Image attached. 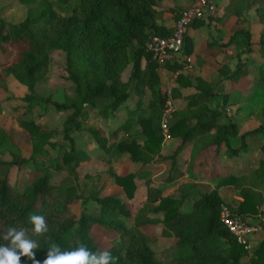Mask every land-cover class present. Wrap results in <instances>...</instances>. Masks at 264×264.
Returning <instances> with one entry per match:
<instances>
[{"label":"trees","instance_id":"16d2710c","mask_svg":"<svg viewBox=\"0 0 264 264\" xmlns=\"http://www.w3.org/2000/svg\"><path fill=\"white\" fill-rule=\"evenodd\" d=\"M19 1L26 5L22 20L13 23L0 17V87L7 89L9 75L24 84L28 92L21 99L26 103V113L39 103L67 111L61 122L62 137L67 144L59 145L62 150L54 169L77 176V166L90 155L76 146L72 131L83 128L92 115L113 114L131 97H134L135 107L127 108L125 121L115 126L109 136L97 125L89 124L86 129L100 148L99 157L106 163L115 150L127 151L132 160L151 161L165 137L161 118L168 98V92L159 88L158 67L162 65L175 71L185 63L180 57L159 63L147 49L151 34L165 36L172 32V26L157 20V0ZM230 1L236 5L233 9L236 25L244 22L238 3L253 6L264 25V0ZM166 10L173 12L175 20L181 11L172 6ZM214 16L211 14L210 18ZM203 21V18H197L191 25L198 26ZM241 43L246 45L245 50H251V31L243 26L235 28L227 41L217 44L223 47ZM259 45L264 50V38ZM54 49L63 52L66 78L71 83V90L60 101L50 95L41 96L35 90L36 84L46 76ZM192 50V40L185 34L182 53L190 54ZM128 64H131L128 77L122 80L120 74ZM258 70L259 79L264 82V65ZM246 73V63L240 60L234 68L222 64L217 69L221 79L235 81ZM176 80L194 86L195 90L186 95L185 106L173 109L169 115L167 133L179 136L180 143L169 155L170 168L165 180H172L182 173L176 164V155L188 140L194 139L197 150L193 153L207 149L216 154L221 146H225L229 155L238 151V147L230 143V138L238 133L237 124L230 120L223 122L222 107L208 103L216 94H222V102H225L226 92L220 80L195 76L193 84L188 75L181 72ZM148 90L150 94L143 106ZM178 93L173 88V96ZM261 116L262 121L256 127L239 135L240 147H245V138L250 133L264 136V106ZM18 125L31 145V154L28 158L23 156L11 135L0 128V153L9 152L12 157L8 161L0 159V164L19 166L31 160L34 167L22 191L14 190L6 172L0 173V247L11 243L3 236L12 227L27 230L28 238L38 246L33 251L41 264L53 244L69 252L81 245L93 253L108 251L118 257L117 264H244L249 250L221 223L219 206L223 200L216 189L201 194L189 211H180L182 198L194 187L193 183L182 185L180 198L162 195L160 188L146 179V200L135 211L133 224L128 225L124 217L133 213V207L117 193L102 195L100 182L91 181L88 194L82 196L79 184L63 186L61 182H53L49 165L37 163L36 158L47 152L46 145L53 144L50 137L58 132L57 127L39 124L30 116H20ZM119 131L122 136L118 138ZM259 147L264 152V140ZM105 171L128 196L131 195L135 173L117 174L111 168ZM146 172L142 173L145 175ZM255 173L258 177L264 176V158L259 160ZM229 180L224 178L219 182ZM241 193L243 200L233 210L243 217L257 213L261 194L248 189ZM78 198L81 199V211L76 215L71 203ZM88 200L97 203L95 211H87ZM157 211H163L162 219L150 216ZM30 215L44 216L48 231L43 235L34 234ZM157 222L163 224L162 235L174 237L173 253L168 258L157 256L148 244V236L137 228ZM98 229L106 230L110 236L111 242L105 247L96 239ZM25 262L32 264L27 257H22L21 264ZM247 262L264 264V238L252 249Z\"/></svg>","mask_w":264,"mask_h":264},{"label":"rangeland","instance_id":"374dc122","mask_svg":"<svg viewBox=\"0 0 264 264\" xmlns=\"http://www.w3.org/2000/svg\"><path fill=\"white\" fill-rule=\"evenodd\" d=\"M188 6L193 2V0H187ZM215 4V9L211 14L215 16L213 18L207 17L203 18L204 21L211 22L214 31H217L216 40H210L201 47V50H205L207 54H210L209 63H204V57L198 56L193 58L192 67L183 74H187L188 78L192 80V76L196 75L200 70L206 73L207 76L212 81L221 80V76L217 74L216 70L222 64H227L230 68H234L238 60L246 63L248 68V73L243 75L239 80L234 81L231 78H224L225 80V92L227 97L223 106L222 94L213 97L212 106H221L225 117L236 120L238 116H251L248 122L255 124L257 121L261 120V109L264 106V82L259 79L258 70L264 65V50L260 48V41L264 38V25L259 21L254 7H245L243 4L238 3L240 8V14L244 18L242 25L235 24L236 15L234 14L235 3H231L230 0H212ZM234 2V1H233ZM170 3H160V0L156 2L157 5V20L163 19L164 11ZM183 9L177 4L170 5V7ZM234 9V10H233ZM26 14V5L21 3L19 0H0V17L8 22H18L24 18ZM162 22V21H159ZM238 26H243L251 31V50H245V44H230L227 46L219 47L217 43L227 41L230 37L231 32ZM214 39L213 36H210ZM213 54H212V53ZM222 56V57H221ZM203 63V64H202ZM65 59L62 51L54 49L51 51V62L46 73V76L42 81H40L35 86L36 92L41 96L50 95L53 99L63 100V96L66 92L71 90V83L66 78V71L64 68ZM203 68V70L201 68ZM199 68V69H198ZM174 77L177 74L173 73ZM172 73L166 75L165 79L160 84L161 91L172 92L173 84L178 86L186 87L187 85L181 84L178 80L172 81ZM122 80H126L127 71L123 70L120 74ZM191 76V77H190ZM176 79V77H175ZM192 83L194 81L192 80ZM190 88V86H188ZM186 87L185 90L188 89ZM27 88L24 84L20 83L13 76L9 75L7 78V89L0 87V128L7 131L12 139L14 145L17 147L19 152L25 156L29 157L31 154V145L26 140L25 132L18 125V118L20 116H30L37 123L46 125L49 128L57 127L58 132L50 137L53 144H47V152L36 158L37 163L48 164L52 172V181L55 183H60L64 185L68 184H79L81 187L82 196L88 194V187L91 181H99L101 186V194H107V192L114 191L113 189V178L109 174L105 173L104 170L112 168L111 162L114 157L120 155L119 151L115 150L112 159L106 163L98 155V147L93 141L91 135L88 133L86 126L89 124L97 125L102 128L103 131H108L113 125H116L121 116H124L123 105L116 110L114 116L115 119L110 117H105L104 115H92L83 128L79 130L72 131L71 135L74 138L75 144L78 148L86 150L90 156L87 160L82 161L76 168L77 176H73L67 173L66 170H56L54 169L55 164L59 160L60 152L62 147L60 144H67L66 139L62 137L61 122L67 111L56 110L51 104H35L31 112L26 113V103L21 99L26 93ZM150 94L147 91L146 97ZM172 100V97L170 98ZM179 100L171 101L173 107L180 105ZM132 105V104H130ZM143 106H146V101H143ZM102 116V117H97ZM106 116H112L108 114ZM117 120V121H116ZM134 132V131H133ZM138 133V132H137ZM122 136V135H121ZM120 136V137H121ZM138 138L139 134L137 135ZM239 142L236 144L238 145ZM159 151V150H158ZM12 157L9 152L0 153V159L4 161L10 160ZM118 168L116 172L124 171L122 167H126V163H121L120 165L115 164ZM121 166V168H120ZM33 164L31 160L23 163L22 165H11L0 164V173H7L9 181L16 191H22L27 182L31 177L33 170ZM100 173V174H99ZM100 176V178L98 177ZM113 181H112V180ZM116 182V181H115ZM134 208L137 207L135 203H130ZM191 204V199L184 203V207H189ZM87 211H95L97 203L93 200H88L86 203ZM71 208L76 215H79L81 211V199H75L71 203ZM134 212V211H133ZM133 214V213H132ZM127 223H131V217L127 218ZM153 232V238L150 237L151 247L155 249L157 256L161 258H168L173 253V244L165 243L163 241L158 242L157 236L159 227L158 225H153L149 228ZM96 239L100 241L103 247L107 246L110 242V236L108 232L103 229H98L96 233ZM252 250V249H251ZM245 257L244 264H248Z\"/></svg>","mask_w":264,"mask_h":264},{"label":"crops","instance_id":"0c3cea01","mask_svg":"<svg viewBox=\"0 0 264 264\" xmlns=\"http://www.w3.org/2000/svg\"><path fill=\"white\" fill-rule=\"evenodd\" d=\"M160 3L161 4L170 3L169 5H166V6L177 4L181 7H184L189 2L187 0H160ZM159 21H162L167 26L173 27V23L175 21L173 12L164 11L163 19L160 18ZM210 23L211 22L209 21L208 22L203 21V23L199 24L198 26H192L190 24L186 30V34L190 36L192 43H193V50L190 54H192L193 58H197L198 56L204 57L203 59L204 63H207V64L209 63L210 58H212V56L210 57V54L208 55L205 50L204 51L201 50V47L203 45H206V43L210 42V40L217 41L216 40L217 31H214L212 27H209V26H213ZM210 36H213L214 39H211ZM130 67H131V64H128L124 68V70L127 71V77L130 71ZM201 69L203 70V68ZM185 71L186 70H181L180 72H185ZM158 73L160 76V84H161V82L165 79L166 75H168L169 73L178 74L179 72H176V70L173 71L161 65L158 67ZM195 76H200L206 80H211L209 76H207L206 73H203V71L201 70L198 73H196V75L192 77L190 76L192 80L194 81V83L196 82ZM175 77L173 74L172 81L175 80L176 82ZM224 80L225 79L222 78L219 82L220 84L223 85L224 92H225V82H223ZM173 85H174L173 88H176L179 93L173 96L172 94L173 88H172V92L171 93L168 92V95L170 96V98L172 97V100H171L172 102H174L175 100L180 101L179 102L180 105L174 108V109H179L185 106L186 101H187L186 95L193 92L195 88L194 86H190V88L186 86L188 87V89L185 90L186 87L178 86L177 84H173ZM218 95L219 94H216L215 96H218ZM226 97H227V93H226ZM212 98L208 102L211 106L213 102ZM144 100L147 102V97H145ZM224 103H223V106H224ZM121 105H123L124 110H125L124 116H121L119 118L120 122H118L116 125H113L108 131L106 130L103 131L108 136H109V133L113 130V128H115V126L125 121L127 117V113H126L127 108L135 107L134 97L128 98ZM215 107L220 108L221 106H215ZM114 113L112 114V116H105V117H110V118L115 119L116 116H114ZM91 117L93 116H90L89 118L91 119ZM97 117H102V116H97ZM250 117L251 116H238L236 120L227 118L225 116L222 117L223 122H227L230 120V121L235 122L238 127L237 135L230 138L231 146L238 147L237 153L233 155H229L226 152L225 146H221L219 148L218 153L216 154L214 150H207V149L203 150L200 153L198 151L193 153L194 151L197 150L196 146L193 143L194 139L188 140L185 143H183L182 146L178 149V152L176 155V164L182 173L172 180H165L164 178L170 168L169 155L172 153L174 148L180 143L179 136L169 135V136L164 137L161 142L159 151L154 155L153 159L147 163H142L141 161L132 160L127 151H121L120 153H117L120 155L114 157V159H112L111 157L112 161L110 162H111L112 168L114 169L115 173L117 174H122L125 172L135 173V176L133 177V181L135 182V187L133 191L131 192V195L128 196L125 189L120 184L116 183L113 177L112 178L114 181L112 179L111 180L113 181L114 191L107 192V193H112V192L117 193L124 201L128 203H135V205H137L136 208L132 206L133 211H134L133 214H131L128 217H124L126 223H127L126 219L131 217V223L129 224L127 223V224L128 225L133 224L134 222L133 215L135 211L146 200V184H145L146 179H150L155 186L160 188L162 195L164 196L172 195V196L180 197V198L182 194V185L184 183L185 184L193 183L194 187L189 189L186 195L182 198V203L179 207L180 211H189L192 208L194 200H196L201 194L208 192L211 189H216L221 199L224 202H227L232 208L237 207L240 201L243 200L241 191L244 189H248L256 194H261L262 196L261 202L258 204L257 213H253V214L249 213L246 216L253 221L259 222L262 226L261 229L255 234H253L250 239L249 248H248L249 254L246 256L249 258L251 251H252L251 249L256 247L259 241L264 238V176L258 177V175H256L255 173V169L258 165L259 160L261 158H264V152L259 147L261 142L264 140V136L261 134H251L250 133L245 138V144H246L245 147H240L239 135L245 131H248L256 127L262 121L261 119L257 121L255 124H252V123L250 124L248 122V120H251L249 119ZM121 135H122V132L119 131L117 135L118 138ZM238 142L239 144L236 145ZM99 152H100V148L98 147V151L96 155H98ZM114 163L118 165H120L121 163H126V165H123L126 167H122L124 168L122 169L124 171L116 172L118 171L117 170L118 168H116ZM143 171H147L146 172L147 174L144 175L142 173ZM104 172L106 173L105 170ZM224 178H229L230 180L226 181L225 183H220L219 181ZM189 199H191L190 206L184 207V203L187 202V200ZM150 216L162 219L163 211H157L154 213H150ZM153 225H158L159 227L158 236L156 239L158 242L163 241L165 243H171V244L174 243L173 236H165L161 234V230L163 227L162 222L151 223V224L143 225V226L138 225L137 228L142 230L148 236V244L150 247H151V242H152L150 240V237L153 238L152 237L153 232H151L149 228ZM248 258L246 260H248ZM244 259H243V262H244Z\"/></svg>","mask_w":264,"mask_h":264},{"label":"built area","instance_id":"2783aa9c","mask_svg":"<svg viewBox=\"0 0 264 264\" xmlns=\"http://www.w3.org/2000/svg\"><path fill=\"white\" fill-rule=\"evenodd\" d=\"M215 9L212 0H193L191 4L181 9L179 17L174 21L172 32L169 35L151 34L147 40V49L152 57L159 63L173 61L180 57L185 61L184 65L177 69L188 70L192 67V54H183L184 35L187 27L197 18H207ZM174 109L170 96L166 100V107L162 113L161 127L165 137L167 133L168 120L171 111ZM219 217L221 223L235 237L237 242L249 248L250 239L253 234L261 229L259 222L253 221L248 217H243L235 212L227 202H221L219 206Z\"/></svg>","mask_w":264,"mask_h":264},{"label":"clouds","instance_id":"9594fccd","mask_svg":"<svg viewBox=\"0 0 264 264\" xmlns=\"http://www.w3.org/2000/svg\"><path fill=\"white\" fill-rule=\"evenodd\" d=\"M30 222L34 225L33 232L43 235L48 231V226L42 215H30ZM3 239L10 240L9 245L0 247V264H21V258L27 257L32 264H41L36 260L33 249L38 246L35 241L27 236V230L8 228ZM118 257L108 251L93 253L86 246L81 245L74 251H62L57 244H53L47 251L43 264H117ZM27 264V262H25Z\"/></svg>","mask_w":264,"mask_h":264}]
</instances>
